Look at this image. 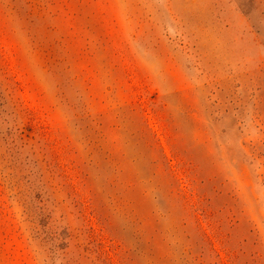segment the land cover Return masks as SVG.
I'll return each instance as SVG.
<instances>
[{"label": "rangeland", "instance_id": "obj_1", "mask_svg": "<svg viewBox=\"0 0 264 264\" xmlns=\"http://www.w3.org/2000/svg\"><path fill=\"white\" fill-rule=\"evenodd\" d=\"M0 264H264V0H0Z\"/></svg>", "mask_w": 264, "mask_h": 264}]
</instances>
